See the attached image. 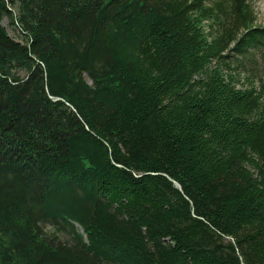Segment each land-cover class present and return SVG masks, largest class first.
Instances as JSON below:
<instances>
[{
  "label": "trees",
  "instance_id": "16d2710c",
  "mask_svg": "<svg viewBox=\"0 0 264 264\" xmlns=\"http://www.w3.org/2000/svg\"><path fill=\"white\" fill-rule=\"evenodd\" d=\"M258 61L250 0H0V264H264Z\"/></svg>",
  "mask_w": 264,
  "mask_h": 264
},
{
  "label": "rangeland",
  "instance_id": "374dc122",
  "mask_svg": "<svg viewBox=\"0 0 264 264\" xmlns=\"http://www.w3.org/2000/svg\"><path fill=\"white\" fill-rule=\"evenodd\" d=\"M251 6L256 17L257 24H264V0H250ZM2 26L5 28L9 37L15 41L21 42V34L16 26L10 24L9 19L4 17L1 21ZM260 60V59H259ZM240 72V79H243L245 72L241 69H238ZM255 71L264 75V61H258L255 65ZM242 81V80H241Z\"/></svg>",
  "mask_w": 264,
  "mask_h": 264
},
{
  "label": "water",
  "instance_id": "95a60500",
  "mask_svg": "<svg viewBox=\"0 0 264 264\" xmlns=\"http://www.w3.org/2000/svg\"><path fill=\"white\" fill-rule=\"evenodd\" d=\"M175 186H177L178 187V185L175 183Z\"/></svg>",
  "mask_w": 264,
  "mask_h": 264
}]
</instances>
